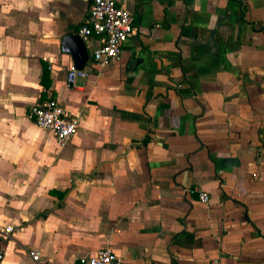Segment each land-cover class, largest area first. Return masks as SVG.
Listing matches in <instances>:
<instances>
[{
	"label": "crops",
	"instance_id": "0c3cea01",
	"mask_svg": "<svg viewBox=\"0 0 264 264\" xmlns=\"http://www.w3.org/2000/svg\"><path fill=\"white\" fill-rule=\"evenodd\" d=\"M118 59L67 81L91 0H0V264H264V0H116ZM58 101L60 148L28 118ZM210 196L209 203L200 194ZM16 229L10 238L6 227Z\"/></svg>",
	"mask_w": 264,
	"mask_h": 264
},
{
	"label": "built area",
	"instance_id": "2783aa9c",
	"mask_svg": "<svg viewBox=\"0 0 264 264\" xmlns=\"http://www.w3.org/2000/svg\"><path fill=\"white\" fill-rule=\"evenodd\" d=\"M133 16L129 11L118 6L116 0H91L88 18L79 28L77 35L84 41L92 36L102 37L99 47L93 50V61L98 65H105L118 59L123 45L133 33ZM88 73L71 65L67 72V81L74 85L78 78H87ZM28 118L39 128L50 131L56 137L60 148L66 146L77 134L79 121L71 117L65 108L56 100L46 103H35L28 109ZM203 203L210 202L206 192L200 194ZM16 229L6 227L3 236L10 238ZM34 264H43L41 255L35 250L28 251ZM75 264H122L119 256L110 248H101L91 255L80 257ZM212 264H220L214 259Z\"/></svg>",
	"mask_w": 264,
	"mask_h": 264
},
{
	"label": "water",
	"instance_id": "95a60500",
	"mask_svg": "<svg viewBox=\"0 0 264 264\" xmlns=\"http://www.w3.org/2000/svg\"><path fill=\"white\" fill-rule=\"evenodd\" d=\"M63 50L74 55L75 64L79 69H83L88 60V53L83 40L78 35H66L62 40Z\"/></svg>",
	"mask_w": 264,
	"mask_h": 264
}]
</instances>
